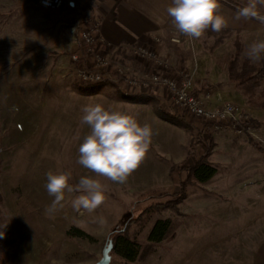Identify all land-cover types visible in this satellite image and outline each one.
<instances>
[{
  "label": "rangeland",
  "instance_id": "1",
  "mask_svg": "<svg viewBox=\"0 0 264 264\" xmlns=\"http://www.w3.org/2000/svg\"><path fill=\"white\" fill-rule=\"evenodd\" d=\"M225 1L234 11L219 33L209 29L199 39L173 33L165 41L157 36L152 46L171 64V75L192 74V92L202 98L210 94L209 108L230 102L241 120L256 123L245 134L228 124L207 128L203 138L212 143L207 161L216 174L203 184L191 180L178 197L174 174L197 160L202 148L197 128L205 125L177 111L164 88L134 93L123 80L80 83L73 71L77 64L69 59L75 29L55 14L66 5L40 11L38 2L0 0V242L10 243L0 249L5 264H93L114 227L126 228L140 246L129 264H264V78L249 88L228 79L237 49V75L264 67V56L255 63L247 57L248 46L264 40V25L234 18L247 0ZM103 45L114 74L125 69L126 77L138 79L157 70L132 52L127 59L114 57ZM159 45H165L166 55L158 53ZM147 96L155 100L143 101ZM96 103L135 114L153 130L145 160L124 184L95 177L77 163L79 145L90 131L81 124V109ZM157 107L191 125L159 118ZM49 171H70L73 185L82 176L100 179L107 185L104 204L92 213L76 212L71 199L78 193H66L64 208L47 213L54 199L45 187ZM160 219L177 223L175 237L149 244L147 234ZM71 227L93 241L67 236ZM110 264L126 263L112 256Z\"/></svg>",
  "mask_w": 264,
  "mask_h": 264
},
{
  "label": "clouds",
  "instance_id": "2",
  "mask_svg": "<svg viewBox=\"0 0 264 264\" xmlns=\"http://www.w3.org/2000/svg\"><path fill=\"white\" fill-rule=\"evenodd\" d=\"M264 0H247L235 13L237 21L255 20L264 25ZM220 0H172L167 8L174 28L190 39H199L211 29L219 33L229 26V19L222 14ZM264 56V40L248 46L247 57L255 63ZM81 124L90 131L79 145L77 163L113 183L124 184L146 158L153 138V130L141 123L135 114L106 108L100 103L88 104L81 109ZM45 185L49 196L54 197L47 213L64 208L66 193L74 195L71 206L74 211L92 213L106 200L107 185L93 176H82L78 183H70L72 173L60 171L47 174ZM4 232H0V238Z\"/></svg>",
  "mask_w": 264,
  "mask_h": 264
},
{
  "label": "built area",
  "instance_id": "3",
  "mask_svg": "<svg viewBox=\"0 0 264 264\" xmlns=\"http://www.w3.org/2000/svg\"><path fill=\"white\" fill-rule=\"evenodd\" d=\"M38 5L43 10L56 11L65 5V0H38ZM78 42L79 50L72 51L69 59L72 64H77L73 71L80 83L94 86L123 80L128 83L130 90L133 88L134 93L151 87H161L165 89L167 99L177 107V111L198 120L207 128L217 129L228 124L237 134L249 132V128L235 112L232 103L224 102L214 109L209 108L205 103L210 100V94L203 98L193 94L192 74L180 71L171 75V64L167 60H162L151 45L135 46L130 50L136 59L152 63L157 70L140 75L138 79H132L125 76L123 71L125 69L122 71L119 69L115 72L116 75L110 72L109 66L113 60L110 59L109 54L101 50L103 41L97 36L93 25L78 31ZM157 42L158 39L155 38L152 40V45Z\"/></svg>",
  "mask_w": 264,
  "mask_h": 264
},
{
  "label": "crops",
  "instance_id": "4",
  "mask_svg": "<svg viewBox=\"0 0 264 264\" xmlns=\"http://www.w3.org/2000/svg\"><path fill=\"white\" fill-rule=\"evenodd\" d=\"M16 1L24 6H32L38 2ZM171 3L172 0H65L66 8L55 14L60 13L62 22L69 23L71 29H75V51L80 48L78 31L93 25L109 53L119 59H127L131 56V47H155L152 45L155 37L162 36L165 41L167 35L179 33L167 15L166 10ZM220 3L222 14L231 19V12L234 10L225 0H220ZM39 10L46 11L40 8ZM164 47L165 45L157 46L158 53L165 54Z\"/></svg>",
  "mask_w": 264,
  "mask_h": 264
},
{
  "label": "trees",
  "instance_id": "5",
  "mask_svg": "<svg viewBox=\"0 0 264 264\" xmlns=\"http://www.w3.org/2000/svg\"><path fill=\"white\" fill-rule=\"evenodd\" d=\"M230 3L229 0H227ZM232 6V5H231ZM239 49L236 52V61H232L229 66V76L228 79L230 82H234L236 87L239 88H249L251 86H255L257 84V80L264 78V67L260 68L256 71L254 75H250L249 73L244 72V70L240 74H236V66L237 60L239 58ZM155 100L154 98H147L142 99L143 101ZM136 100V98H135ZM155 109L156 115L164 119L168 122L177 123V124H186L188 126L191 125L189 122H186L184 119L177 117L169 113L167 110L163 111L159 109ZM246 126L256 124L253 121H246L244 122ZM198 136L200 137L198 143L202 145V148H199V156L193 164H186L187 166L178 169L177 172L174 174L178 183V187L180 191L177 193L178 197L183 195L184 188L187 183L191 180L195 181L196 183L203 184L208 182L215 174L216 169L214 166L208 163L207 159L210 155V151L212 148L211 140L208 138H203L204 134L207 132V127L203 126L198 129ZM251 138V137H249ZM251 140V139H250ZM252 141V140H251ZM175 166H171L169 172L173 174ZM180 200V199H179ZM178 201V199H177ZM175 201V202H177ZM179 202V201H178ZM130 220V219H128ZM131 223V221H130ZM177 229V223L170 219H160L156 220L153 225L151 226L148 234H147V243L149 244H159L163 241H171L175 237V230ZM67 236L84 239L88 241H93V238L86 234L84 231L77 229L75 227H71L66 231ZM108 239L112 241V251H111V259L112 256H115L121 259L126 264L133 263L137 260L140 254V246L134 240H131L126 234V228H117L114 227L108 234ZM10 243L6 241L0 242V249L1 247H8ZM0 264H5L6 262V255L0 250Z\"/></svg>",
  "mask_w": 264,
  "mask_h": 264
},
{
  "label": "water",
  "instance_id": "6",
  "mask_svg": "<svg viewBox=\"0 0 264 264\" xmlns=\"http://www.w3.org/2000/svg\"><path fill=\"white\" fill-rule=\"evenodd\" d=\"M112 246V241L107 239L105 245L102 248L100 258L93 264H110Z\"/></svg>",
  "mask_w": 264,
  "mask_h": 264
}]
</instances>
